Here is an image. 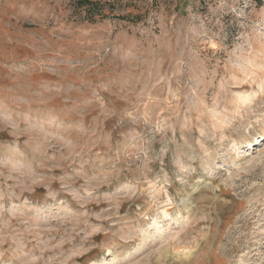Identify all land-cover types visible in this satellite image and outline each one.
<instances>
[{"label":"rangeland","instance_id":"rangeland-1","mask_svg":"<svg viewBox=\"0 0 264 264\" xmlns=\"http://www.w3.org/2000/svg\"><path fill=\"white\" fill-rule=\"evenodd\" d=\"M0 264H264V0H0Z\"/></svg>","mask_w":264,"mask_h":264},{"label":"trees","instance_id":"trees-1","mask_svg":"<svg viewBox=\"0 0 264 264\" xmlns=\"http://www.w3.org/2000/svg\"><path fill=\"white\" fill-rule=\"evenodd\" d=\"M88 5H91V9H88V13H89V16H93L96 14V10H97V5L96 4H92L90 2L87 3ZM96 5V6H95Z\"/></svg>","mask_w":264,"mask_h":264},{"label":"bare ground","instance_id":"bare-ground-1","mask_svg":"<svg viewBox=\"0 0 264 264\" xmlns=\"http://www.w3.org/2000/svg\"><path fill=\"white\" fill-rule=\"evenodd\" d=\"M252 144V143H251Z\"/></svg>","mask_w":264,"mask_h":264}]
</instances>
